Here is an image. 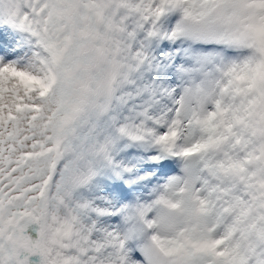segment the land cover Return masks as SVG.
Returning <instances> with one entry per match:
<instances>
[{"label": "snow or ice", "instance_id": "obj_1", "mask_svg": "<svg viewBox=\"0 0 264 264\" xmlns=\"http://www.w3.org/2000/svg\"><path fill=\"white\" fill-rule=\"evenodd\" d=\"M0 264H264V0H0Z\"/></svg>", "mask_w": 264, "mask_h": 264}]
</instances>
